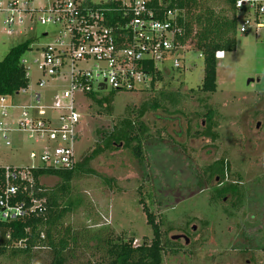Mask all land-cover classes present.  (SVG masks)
I'll use <instances>...</instances> for the list:
<instances>
[{
	"label": "rangeland",
	"instance_id": "1",
	"mask_svg": "<svg viewBox=\"0 0 264 264\" xmlns=\"http://www.w3.org/2000/svg\"><path fill=\"white\" fill-rule=\"evenodd\" d=\"M24 29L29 31L28 26ZM46 32L54 35L56 30L38 25L35 33L25 36L0 30V62L36 34L39 40L30 44L23 57L36 79L43 47L52 42L42 36ZM263 40L264 32L238 33L236 50L218 58L215 93L201 90L204 61L189 42L181 60L183 68L176 70L166 63L168 71L152 88L87 96L81 103L78 158L103 150L106 136L121 130L123 121L135 122L129 136L140 139L142 153L135 154L137 140L130 147L118 144V149L103 150L87 171H80L68 193L77 205L64 227L72 226L76 233L107 226L113 238L132 239L133 247L150 245L154 233L147 209L163 241L172 242L163 264H264V78L258 82L255 76L262 69L254 54ZM24 99L18 96L16 102ZM100 101L110 103L111 110L100 106ZM209 114L215 124L211 135L206 134ZM32 149L30 142L20 143L18 149H0V165L31 167L36 164L29 157ZM222 160L228 170L204 175ZM204 181L209 188L201 186ZM40 183L51 190L61 179L44 176ZM227 184H238L243 194L234 205L230 195L216 191ZM69 257V264L100 261L95 251L80 248ZM19 259L2 257L0 264H19ZM34 260V264H50L52 258L43 250Z\"/></svg>",
	"mask_w": 264,
	"mask_h": 264
},
{
	"label": "built area",
	"instance_id": "2",
	"mask_svg": "<svg viewBox=\"0 0 264 264\" xmlns=\"http://www.w3.org/2000/svg\"><path fill=\"white\" fill-rule=\"evenodd\" d=\"M176 0H0V30L17 36L35 33L38 25L51 26L52 42L43 47L35 79L22 59L28 86L12 96H0V149H18L33 143L27 168L4 170L0 217L12 222L41 215L46 201L34 197V172L73 170L81 142V103L105 91L137 93L173 69H182L187 44L181 45L183 10ZM238 33L264 32V0H237ZM28 26L27 32L24 27ZM38 36L29 37L39 40ZM222 54V53H220ZM66 83V85H64ZM18 96L25 99L16 102ZM27 194L30 205L15 202ZM11 240L10 233L2 238ZM23 242L17 245L22 247Z\"/></svg>",
	"mask_w": 264,
	"mask_h": 264
},
{
	"label": "trees",
	"instance_id": "3",
	"mask_svg": "<svg viewBox=\"0 0 264 264\" xmlns=\"http://www.w3.org/2000/svg\"><path fill=\"white\" fill-rule=\"evenodd\" d=\"M237 0H176L175 7L184 12V18L179 21L183 28L184 35L179 39L181 45L194 43V48L200 53L204 61V78L201 90L205 93L217 91V61L220 53H229L236 50L238 35V11ZM33 40H26L23 44L11 49L8 55L0 62V96H12L22 88L28 86L25 77V68L22 59L29 52ZM160 78V76H159ZM157 78L151 84L154 86ZM92 96V95H90ZM100 106L107 107L110 111V103L98 102ZM142 115V114H141ZM209 117L207 135L212 134V127L215 124ZM137 122V121H136ZM135 122L123 121L122 129L112 130L106 136L103 143V150L118 149V144L123 147H130L132 141L137 140L138 145L134 148L137 157L141 155L142 143L140 139L132 138L129 132L134 129ZM98 149L92 153L84 154L79 159L73 170L51 171L41 169L34 172L36 180L34 197L46 201V210L41 215H31L24 219L5 222L0 217V230L2 233H10L11 240L5 237L0 242V258H20L19 264H31L35 262V256L43 250L51 254L50 264H69V254L74 249L80 248L87 252H96L100 258L98 264H163L166 248L172 247L169 240L163 241L159 225L155 222L152 214L146 209L148 224L151 226L154 239L150 245L142 244L133 247V240L123 237L113 238L109 234L107 226L99 228H85L84 231L74 232L72 226L64 227L66 218L74 212L77 201L68 196L70 184L80 171L86 170L94 158L103 152ZM143 162V159H140ZM219 165V166H218ZM229 165L223 160L205 171L204 175H213L222 168L228 170ZM217 167V168H216ZM90 171V170H89ZM46 176H53L61 179V183L54 189L43 188L40 179ZM201 183V186L209 188L208 182ZM5 186L4 170L0 168V195ZM222 196L230 195L234 200L242 199L243 194L238 184H227L221 189H216ZM15 202H23L30 205V198L27 194H20ZM95 227V226H93ZM23 242L20 247L17 244ZM168 247V248H169ZM39 250V251H37Z\"/></svg>",
	"mask_w": 264,
	"mask_h": 264
},
{
	"label": "crops",
	"instance_id": "4",
	"mask_svg": "<svg viewBox=\"0 0 264 264\" xmlns=\"http://www.w3.org/2000/svg\"><path fill=\"white\" fill-rule=\"evenodd\" d=\"M254 54L258 58V60H257L258 64L261 63L260 68L262 69V71H258L255 75L256 78H258V82H260L262 80V78H264V40L261 43L258 42L257 48H255ZM220 55L221 54L218 55V58L220 57ZM222 60H224V59L222 58ZM257 69H258V67H257ZM261 93H264V90H262Z\"/></svg>",
	"mask_w": 264,
	"mask_h": 264
},
{
	"label": "water",
	"instance_id": "5",
	"mask_svg": "<svg viewBox=\"0 0 264 264\" xmlns=\"http://www.w3.org/2000/svg\"><path fill=\"white\" fill-rule=\"evenodd\" d=\"M259 127V126H258ZM182 236H175L174 239H181ZM184 238L186 239V242L189 243V240L187 237L184 236Z\"/></svg>",
	"mask_w": 264,
	"mask_h": 264
}]
</instances>
